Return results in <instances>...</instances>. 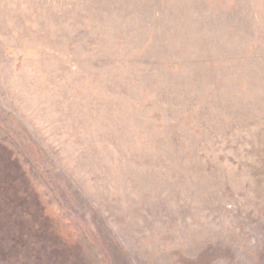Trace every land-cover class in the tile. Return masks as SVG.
<instances>
[{"label":"rangeland","instance_id":"obj_1","mask_svg":"<svg viewBox=\"0 0 264 264\" xmlns=\"http://www.w3.org/2000/svg\"><path fill=\"white\" fill-rule=\"evenodd\" d=\"M0 264H264V0H0Z\"/></svg>","mask_w":264,"mask_h":264}]
</instances>
